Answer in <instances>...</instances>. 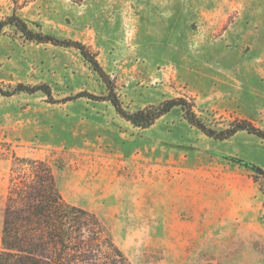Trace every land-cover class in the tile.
I'll return each mask as SVG.
<instances>
[{"label": "rangeland", "instance_id": "rangeland-1", "mask_svg": "<svg viewBox=\"0 0 264 264\" xmlns=\"http://www.w3.org/2000/svg\"><path fill=\"white\" fill-rule=\"evenodd\" d=\"M78 40L123 107L193 100L208 122L264 129V0H0V20ZM0 252L13 155L47 160L63 197L96 213L134 264H264V140L207 136L174 108L150 127L122 117L80 51L0 33Z\"/></svg>", "mask_w": 264, "mask_h": 264}, {"label": "trees", "instance_id": "trees-1", "mask_svg": "<svg viewBox=\"0 0 264 264\" xmlns=\"http://www.w3.org/2000/svg\"><path fill=\"white\" fill-rule=\"evenodd\" d=\"M8 25L27 40L78 49L107 86L104 96L80 92L66 100L84 96L108 100L122 117L141 128L150 127L161 116L179 108L185 120L214 139L226 140L245 131L264 140V129L245 118H234L227 123L208 122L197 114L193 100L185 97L129 111L123 107L114 81L85 43L35 31L16 14L0 20V33ZM36 91L44 92L50 101H57L53 100L47 84H18L11 91L0 87L4 95ZM255 172L254 179L264 194V171ZM1 244L0 264H134L116 245L104 219L63 197L47 160L17 154L13 155L10 168Z\"/></svg>", "mask_w": 264, "mask_h": 264}]
</instances>
